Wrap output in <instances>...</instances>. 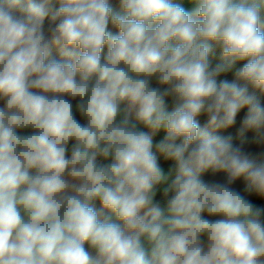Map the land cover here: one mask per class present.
<instances>
[{
    "label": "clouds",
    "instance_id": "obj_1",
    "mask_svg": "<svg viewBox=\"0 0 264 264\" xmlns=\"http://www.w3.org/2000/svg\"><path fill=\"white\" fill-rule=\"evenodd\" d=\"M187 2L0 0V264H264V0Z\"/></svg>",
    "mask_w": 264,
    "mask_h": 264
},
{
    "label": "trees",
    "instance_id": "obj_2",
    "mask_svg": "<svg viewBox=\"0 0 264 264\" xmlns=\"http://www.w3.org/2000/svg\"><path fill=\"white\" fill-rule=\"evenodd\" d=\"M46 26H47V21H46ZM105 52H106V49H105ZM53 55L56 56V58H59L58 53L55 50L53 51ZM153 86H155V81H153ZM169 107H171V100H169ZM76 116H77V119H81L79 116V113H76ZM162 135H163V133L161 132L159 134L160 138H162Z\"/></svg>",
    "mask_w": 264,
    "mask_h": 264
},
{
    "label": "crops",
    "instance_id": "obj_3",
    "mask_svg": "<svg viewBox=\"0 0 264 264\" xmlns=\"http://www.w3.org/2000/svg\"><path fill=\"white\" fill-rule=\"evenodd\" d=\"M114 3H115V0H114ZM184 7H185L186 9H188V10H191L192 5H189L188 2H187V0H184ZM156 139H160V136L158 135V136L156 137ZM95 206H96L97 208L100 207L99 201H96V202H95Z\"/></svg>",
    "mask_w": 264,
    "mask_h": 264
},
{
    "label": "built area",
    "instance_id": "obj_4",
    "mask_svg": "<svg viewBox=\"0 0 264 264\" xmlns=\"http://www.w3.org/2000/svg\"><path fill=\"white\" fill-rule=\"evenodd\" d=\"M81 122L83 123L84 121L83 120H81ZM71 147V144L69 145V148Z\"/></svg>",
    "mask_w": 264,
    "mask_h": 264
},
{
    "label": "rangeland",
    "instance_id": "obj_5",
    "mask_svg": "<svg viewBox=\"0 0 264 264\" xmlns=\"http://www.w3.org/2000/svg\"><path fill=\"white\" fill-rule=\"evenodd\" d=\"M167 170V169H166Z\"/></svg>",
    "mask_w": 264,
    "mask_h": 264
}]
</instances>
